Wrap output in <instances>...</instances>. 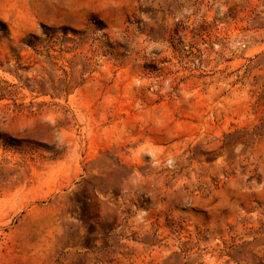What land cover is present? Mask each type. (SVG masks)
<instances>
[{
	"label": "rangeland",
	"instance_id": "rangeland-1",
	"mask_svg": "<svg viewBox=\"0 0 264 264\" xmlns=\"http://www.w3.org/2000/svg\"><path fill=\"white\" fill-rule=\"evenodd\" d=\"M0 21V264H264V0Z\"/></svg>",
	"mask_w": 264,
	"mask_h": 264
},
{
	"label": "trees",
	"instance_id": "trees-1",
	"mask_svg": "<svg viewBox=\"0 0 264 264\" xmlns=\"http://www.w3.org/2000/svg\"><path fill=\"white\" fill-rule=\"evenodd\" d=\"M0 27H1L0 32H2L4 36H8L9 31L7 25L4 22L0 21ZM69 33H72L73 35L82 34V32L80 31L67 27L56 28V27L43 26V36H45V38H48V40L60 39L63 40L64 42H73L74 39L69 37ZM32 38L36 40H42L41 37H37V36H32ZM27 45L29 47H32L30 40L27 41Z\"/></svg>",
	"mask_w": 264,
	"mask_h": 264
}]
</instances>
